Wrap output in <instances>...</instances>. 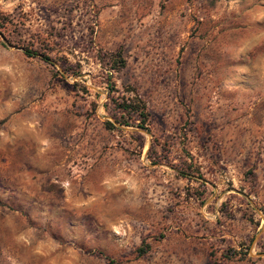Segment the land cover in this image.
<instances>
[{
  "label": "rangeland",
  "instance_id": "374dc122",
  "mask_svg": "<svg viewBox=\"0 0 264 264\" xmlns=\"http://www.w3.org/2000/svg\"><path fill=\"white\" fill-rule=\"evenodd\" d=\"M0 13V264H264V0Z\"/></svg>",
  "mask_w": 264,
  "mask_h": 264
},
{
  "label": "trees",
  "instance_id": "16d2710c",
  "mask_svg": "<svg viewBox=\"0 0 264 264\" xmlns=\"http://www.w3.org/2000/svg\"><path fill=\"white\" fill-rule=\"evenodd\" d=\"M8 15H3L0 13V28H4L6 22L9 23V19L7 18ZM23 53L28 56H40L41 59L48 61L49 58L45 54H41L39 52H36V50H31L27 48H23ZM109 59H110V67L111 73L114 71H118L122 69L125 66V61L122 55V51L120 49H117L113 52H109ZM111 73L108 74V76L111 75ZM110 89H112L110 87ZM129 91H131L130 96L122 97L120 99V102L117 103V107L120 109L122 112V115L124 114H134L139 118V125L138 127L146 129L145 121L147 118V111H146V106L145 103L141 100V98L138 96V94L135 92L133 88H129ZM127 120L125 119L124 116L121 117V123H126ZM148 248V245H143L142 247H137L136 248V253L137 255H142L145 253L146 249ZM111 261V260H110Z\"/></svg>",
  "mask_w": 264,
  "mask_h": 264
}]
</instances>
